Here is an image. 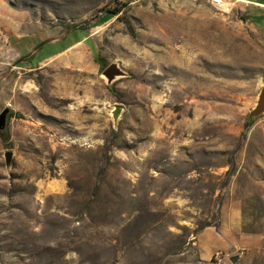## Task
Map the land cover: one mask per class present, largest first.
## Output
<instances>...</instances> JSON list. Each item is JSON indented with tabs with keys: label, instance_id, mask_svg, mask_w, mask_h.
Masks as SVG:
<instances>
[{
	"label": "rangeland",
	"instance_id": "374dc122",
	"mask_svg": "<svg viewBox=\"0 0 264 264\" xmlns=\"http://www.w3.org/2000/svg\"><path fill=\"white\" fill-rule=\"evenodd\" d=\"M263 81L255 0H0V264H264Z\"/></svg>",
	"mask_w": 264,
	"mask_h": 264
},
{
	"label": "water",
	"instance_id": "95a60500",
	"mask_svg": "<svg viewBox=\"0 0 264 264\" xmlns=\"http://www.w3.org/2000/svg\"><path fill=\"white\" fill-rule=\"evenodd\" d=\"M130 75L131 73L118 60L111 61L100 74L101 78H103L105 83L109 86ZM9 112L10 108L6 107L0 113V131L6 127ZM262 115H264V81L256 95L253 107L249 110V120L252 121ZM13 154V151H8L6 153L8 166L12 165ZM238 258V256H234L232 257V261L236 262Z\"/></svg>",
	"mask_w": 264,
	"mask_h": 264
},
{
	"label": "built area",
	"instance_id": "2783aa9c",
	"mask_svg": "<svg viewBox=\"0 0 264 264\" xmlns=\"http://www.w3.org/2000/svg\"><path fill=\"white\" fill-rule=\"evenodd\" d=\"M211 3L219 8L222 9H229V7L231 6L232 0H210ZM215 256L217 258H220L221 256V252L220 251H216Z\"/></svg>",
	"mask_w": 264,
	"mask_h": 264
},
{
	"label": "crops",
	"instance_id": "0c3cea01",
	"mask_svg": "<svg viewBox=\"0 0 264 264\" xmlns=\"http://www.w3.org/2000/svg\"><path fill=\"white\" fill-rule=\"evenodd\" d=\"M241 1H249V0H241ZM256 3L260 4V5H264V0H255ZM71 47V46H70ZM69 47V48H70ZM67 48V49H69ZM67 49H65L64 51H62V53H60L59 55H57L56 57L60 56L61 54H63Z\"/></svg>",
	"mask_w": 264,
	"mask_h": 264
},
{
	"label": "trees",
	"instance_id": "16d2710c",
	"mask_svg": "<svg viewBox=\"0 0 264 264\" xmlns=\"http://www.w3.org/2000/svg\"><path fill=\"white\" fill-rule=\"evenodd\" d=\"M108 11H110V10H108Z\"/></svg>",
	"mask_w": 264,
	"mask_h": 264
}]
</instances>
